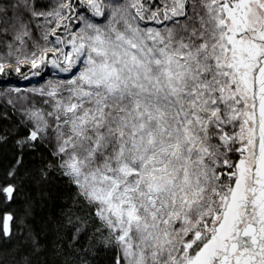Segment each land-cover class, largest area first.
Returning <instances> with one entry per match:
<instances>
[{
    "label": "snow or ice",
    "instance_id": "1",
    "mask_svg": "<svg viewBox=\"0 0 264 264\" xmlns=\"http://www.w3.org/2000/svg\"><path fill=\"white\" fill-rule=\"evenodd\" d=\"M49 65L6 89L0 264H54L48 225L53 255L95 225L110 264H264V0H0V76Z\"/></svg>",
    "mask_w": 264,
    "mask_h": 264
},
{
    "label": "trees",
    "instance_id": "2",
    "mask_svg": "<svg viewBox=\"0 0 264 264\" xmlns=\"http://www.w3.org/2000/svg\"><path fill=\"white\" fill-rule=\"evenodd\" d=\"M23 75H28L30 69L28 67H23L21 69ZM46 74V71L42 73V77ZM17 74L16 72H11L7 76L9 80H7L4 84L11 85V86H18L20 82V78L23 76ZM30 84V82L26 83ZM3 84L0 82V89ZM5 113H8L7 118L0 119V126L5 128L10 127L15 119L16 116H13L12 107L5 103V100L0 95V117H3ZM5 151H9V149H5ZM65 189L61 186L57 195H62ZM48 211H54V209L46 210L45 212H40L37 215L36 219V227L37 230L40 231L41 228L44 227V218ZM95 225H92L89 231L83 236L82 239L76 244L74 248L69 247L66 248L65 252L60 255H53L52 253V245L55 243V234L51 228V225H48L44 228V231L41 233L43 242L46 243L49 247L45 255L40 256V260H48L54 262V264H100L101 261L104 264H110L113 256L115 255L114 249L110 247H104L101 249V240L100 238L93 239L94 232L93 229Z\"/></svg>",
    "mask_w": 264,
    "mask_h": 264
},
{
    "label": "rangeland",
    "instance_id": "3",
    "mask_svg": "<svg viewBox=\"0 0 264 264\" xmlns=\"http://www.w3.org/2000/svg\"><path fill=\"white\" fill-rule=\"evenodd\" d=\"M28 69H29V67H28ZM44 71H46V74L44 75V77H42L40 79V77L42 76V73H44ZM68 75L69 74L58 72V70L51 68V66L49 65L47 68H43L41 70V75H39V76L32 75V72H29L28 75H26L28 78H25V75H23L20 78V82H19L18 86H11V85L4 84L7 80H9V78L5 77V76H0V82L3 84V86H1L0 93H5L4 95H1V97L4 100H6L8 98L7 93H6V89L18 87L22 91H26V90L32 89V88L43 87L47 84V82L49 80L66 78ZM28 82H30V84H26Z\"/></svg>",
    "mask_w": 264,
    "mask_h": 264
},
{
    "label": "water",
    "instance_id": "4",
    "mask_svg": "<svg viewBox=\"0 0 264 264\" xmlns=\"http://www.w3.org/2000/svg\"><path fill=\"white\" fill-rule=\"evenodd\" d=\"M46 70V69H45Z\"/></svg>",
    "mask_w": 264,
    "mask_h": 264
}]
</instances>
